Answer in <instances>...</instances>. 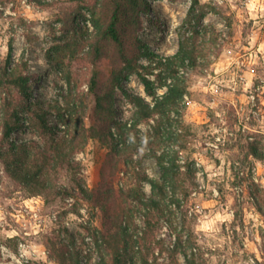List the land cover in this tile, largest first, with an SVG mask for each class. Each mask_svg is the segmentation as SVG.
Segmentation results:
<instances>
[{"label": "rangeland", "instance_id": "1", "mask_svg": "<svg viewBox=\"0 0 264 264\" xmlns=\"http://www.w3.org/2000/svg\"><path fill=\"white\" fill-rule=\"evenodd\" d=\"M191 3L0 0V91L19 117L9 138L0 127V155L26 143L30 170L33 160L41 164L36 149L50 152L53 139L34 111L65 128L59 136L78 132L76 122L93 125L94 73L98 93L118 77L115 119L132 124L136 107L127 93L153 104L142 76L157 93L166 88L155 76L161 69L127 73L119 52L134 57L138 38L159 53H175ZM199 3L208 36L218 40L189 69L187 94L169 119L142 121L123 139L113 126L119 153L88 138L71 154L73 167H43L51 188L42 193L9 175L0 157V264H112L113 249L101 235L127 247L130 264H264V0ZM115 14L119 42L109 32ZM138 62L149 65L144 56ZM4 70L30 75L28 101L4 81ZM161 122L167 131L154 134ZM163 154L172 168L167 175L158 162Z\"/></svg>", "mask_w": 264, "mask_h": 264}, {"label": "trees", "instance_id": "2", "mask_svg": "<svg viewBox=\"0 0 264 264\" xmlns=\"http://www.w3.org/2000/svg\"><path fill=\"white\" fill-rule=\"evenodd\" d=\"M34 1L38 5L47 6L55 3L57 0ZM129 1L134 6H137V0ZM205 13L206 12L203 10V6L199 3V0H192L187 16L179 30L178 49L173 54H164L152 50L138 38H135L134 40V57L129 58L122 50H120V62L124 64V67H127V73L138 71L141 68H150L148 71L151 73L156 69H161V71L158 74H155V76L159 85L166 88L165 92L159 94L154 90V83L148 78L142 76L141 79L146 90L153 98V104L146 101L145 98L140 95L127 93L128 99L136 107L132 124L118 122L115 119L113 90L115 86L120 83L118 77L112 81L110 89L98 93L96 92L97 73H94L90 82V91L95 93V103L98 111V116H96L94 124L89 128H86L82 123L76 122L78 132L71 134L70 137L67 132H65L66 135L63 134L62 136H59L58 132L63 129L66 131L65 128L49 126L45 119L46 114L44 112L34 111V114L36 118L40 120L43 129L47 131L51 139H53V143L49 148L50 152H47L46 149L37 147L36 150L39 152L38 154L40 157H42V161L41 164H39L37 161L33 160L35 169L31 171L28 167V163L31 161L29 158V156L31 157V154L28 153L26 143H13L9 146L8 150L3 151L0 155L7 173L22 184L29 186L32 193L46 192L51 188V183L42 177L43 167L58 168L64 163L69 167H73L70 162L71 154L76 149L82 148L86 144L88 138H98L103 145L112 143L111 145L114 153H119L121 151L119 147L122 145L119 146V139L116 140L115 138V133L112 131L113 126L117 129L121 139H123V136L127 131H130L133 127L135 130L136 126L142 121L155 117L156 115H161L169 119L168 117L173 114V109L176 104L182 101L187 94L186 75L189 72V69L196 68L199 65L198 58L201 51L218 40V35H215L214 37L208 36L206 29L207 26L203 21ZM116 21L117 15L115 14L109 26V32L112 38L119 42L120 38L116 28ZM9 51L11 52V47H9ZM142 56L149 59V65L145 66L138 62ZM8 57H10V54ZM133 62L134 65H132ZM183 68L185 71H183ZM4 71V81L8 83L10 87H13L18 96L23 100L28 101L31 96L29 85L31 79L30 75L14 73L11 70ZM118 73L122 74V69L118 70ZM7 97V92L5 90L0 91V127L4 138H9L12 132L19 127V124L17 123L19 118L18 111L17 109H14L10 112L11 106ZM161 123H158L154 127V134L163 135L167 131V128H163V123ZM146 142L149 145L152 144L149 139H147ZM165 157V154L158 157V162L163 174L167 175L172 168L165 164ZM149 182L152 184L153 188L159 186L158 182L155 180L149 179ZM76 187L80 190L85 199L92 200L90 192L84 189L82 182L78 181ZM99 200L100 198L98 197L97 201ZM150 202L153 204L156 203L153 199H151ZM101 240L104 243L109 244L111 249H113L112 264H130L127 258V247L124 246V248H119L118 245H116V247L112 245L109 242L110 240H114L112 235H101ZM180 241L181 236L178 237L176 242L178 243ZM125 245L127 246L128 244ZM103 264L108 263L103 262Z\"/></svg>", "mask_w": 264, "mask_h": 264}]
</instances>
